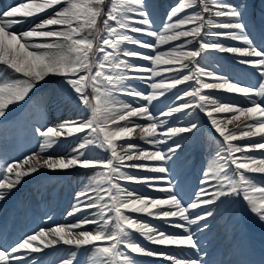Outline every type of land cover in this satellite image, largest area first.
I'll return each instance as SVG.
<instances>
[{
    "label": "snow or ice",
    "instance_id": "6c2138e0",
    "mask_svg": "<svg viewBox=\"0 0 264 264\" xmlns=\"http://www.w3.org/2000/svg\"><path fill=\"white\" fill-rule=\"evenodd\" d=\"M257 13L264 40V0L259 6L256 0H178L159 30L147 0H22L0 12V121L56 79L59 87L42 97L44 104L83 113L34 128L42 141L38 151L0 162V202L42 169L91 173L67 212L81 218L0 243V264H41L33 254L43 257L57 245L75 250L52 264H77L79 250L88 246L91 264H142V257L169 264H264V252L258 261L209 259L199 238L211 231L210 219L241 201L264 225V44L258 47L250 31ZM26 23L32 26L17 30ZM163 46L167 50H159ZM223 53L253 74L252 84L202 65ZM205 90L238 95L246 106ZM202 119L220 147L185 199L179 141L195 136ZM137 132L146 147L133 142ZM68 139L78 141L75 147L55 155Z\"/></svg>",
    "mask_w": 264,
    "mask_h": 264
},
{
    "label": "bare ground",
    "instance_id": "6f19581e",
    "mask_svg": "<svg viewBox=\"0 0 264 264\" xmlns=\"http://www.w3.org/2000/svg\"><path fill=\"white\" fill-rule=\"evenodd\" d=\"M13 1V0H10ZM14 3V2H13ZM17 5L16 3L14 6ZM0 12L7 10L9 6H1ZM50 14L47 13L43 16V18H46V16ZM41 17L37 18L34 23H38ZM32 26L31 23H26L22 26H20L17 30L23 31L27 30L28 27L30 28ZM236 80L243 83V79L236 77ZM249 83V82H248ZM48 94V91L46 90L44 93L36 94L33 99L30 98V100L27 103H22L21 105L13 108L9 113L13 112H20L16 115H14V119H10L8 122L14 121L13 126L14 128H17L20 130V132H29L30 134L35 133L34 128L40 127L41 125L47 126L46 124L48 122L55 123V121H58L60 119H68V118H78L82 117L76 109L68 106V105H62L61 110H57L54 107L47 106L44 104L42 97L46 96ZM240 102V101H239ZM45 110L49 111V113H53L54 118H45ZM4 123H0V129ZM55 125V124H54ZM18 130V131H19ZM7 134V133H5ZM39 140L38 137H34L33 139L26 142V144H22L23 142L19 143V145L16 146H10L5 143L0 144V161L6 158L13 157L16 153V151L21 152V150H28L31 151L35 148L36 142ZM74 140H69L63 147V149L66 151L68 149H72L73 147H68L72 145V142ZM62 149V150H63ZM187 154H190L189 152ZM191 155V154H190ZM196 156H199L198 153L195 154ZM193 159V156L185 157V161L188 162ZM182 165V175L185 182V192L191 193L194 192L198 185L199 180L202 178V172L207 169L208 165H204L203 163H199L198 166L192 165L188 169L187 166L184 165V160ZM201 171V172H200ZM47 171H41L39 174H35L34 177L31 176V178L24 179L22 184L16 188L19 189H25V192H29V188L34 189L35 183L33 182H41L43 180H47L49 183H52L53 178L49 179L48 177H53L51 175H47ZM91 175L90 172H87L83 170V173H80L78 177H76L74 180L66 183L67 189L64 191V194L60 192V185L62 182L54 183L56 184V189L54 191H57L56 193L52 194L51 196L47 197L44 203L42 204V211L43 214L38 215L34 213L33 211L30 212V215L22 216V218L19 217V220L17 221L19 224L16 226L17 228L21 227V235L20 234H14L12 235H4L5 227L1 228L3 238L0 239V243H4L5 245L11 244L18 239L23 238L26 234H30V231L35 230L38 231L41 227L45 229H49L52 226V220L54 219V215H50L49 213L54 210L56 213H60V211H63L61 214L59 221L61 224H72L77 221H74L75 217H68L67 212L72 210V205L76 203V200L74 199L75 194L85 188V186L89 183L88 177ZM61 177V176H60ZM59 177V178H60ZM41 180V181H40ZM46 181V182H47ZM64 184V183H63ZM193 184V185H192ZM195 186V187H194ZM43 187V184H41L38 189H41ZM46 187V185H45ZM159 194V193H158ZM37 195V194H34ZM43 197L45 195L43 194ZM186 198H188L186 196ZM223 211V210H222ZM36 218V219H35ZM51 218V219H50ZM11 215H7V221L5 223V226L10 221ZM43 219H47L43 221ZM149 219V218H146ZM216 219H219L222 222V226L226 228V232L222 234H216V237L212 240H203V237H199L201 240V244L206 246L209 254L212 253V245H215L216 250L218 251V254L216 255V261H219L221 259H233V260H239V259H253L258 261L260 259V256L262 252H264V225L259 223L257 219L251 215L247 208L245 207L244 203L241 201L235 208H229L227 211L223 213V215H217ZM155 223L159 224V220H151ZM221 226V227H222ZM88 230H91V227H88ZM78 231V230H74ZM169 232H180V229L176 228H170L167 229ZM220 235V236H219ZM210 242V243H209ZM144 244L147 247L155 248V245L148 244V242H144ZM56 250L53 251L52 249H46L43 257L44 259H41L42 257L40 254H33L34 259L39 260L41 264H47L48 262H53L57 256L61 257H67L70 253V251L75 250L71 249L70 246H64V245H57L55 246ZM238 250L237 253L235 251ZM243 252V255L241 254ZM92 257V251L91 247L88 246L82 250H79V255L77 259V264H91L90 258ZM210 259V255H209ZM142 264H169V262L159 259L154 260L153 258L145 259V257L141 258ZM47 262V263H46Z\"/></svg>",
    "mask_w": 264,
    "mask_h": 264
},
{
    "label": "rangeland",
    "instance_id": "374dc122",
    "mask_svg": "<svg viewBox=\"0 0 264 264\" xmlns=\"http://www.w3.org/2000/svg\"><path fill=\"white\" fill-rule=\"evenodd\" d=\"M114 2H116V0H114ZM177 2H178V0H147V4L149 5L153 19L155 21L154 30H159V28L162 26V23L164 21V17L166 15L167 11L169 10V8L171 6L175 5ZM256 3H257V6H259V0H256ZM50 14H48V15H50ZM41 19H44L43 16H41ZM28 29H29V27H28ZM250 31L254 37V43L258 47L261 46L262 44H264V40H262L261 36H260L261 35V26H260V22H259V13H257V19L254 22V27ZM142 39L151 40V38H148V37H142ZM230 43H235V46H240V47L244 46L243 44L236 43V42H230ZM167 47L168 46H163L159 50L165 51V50H167ZM135 63H146V62L135 61ZM202 65H210L209 70L220 71L222 74L228 75L229 78L233 79L234 81H236V76H238L239 78L243 79L244 82L242 84H244V85H248V84L253 83V79H254L253 74L250 71H245L242 66L236 64L234 59H233L232 54L223 53V54L214 55V56L210 57L209 59L202 61ZM247 78L250 81H248ZM157 79H159V78H157ZM58 87H59V80L58 79L51 81L48 85H45L44 88H42L38 92H36L31 97V99H33L36 94L44 93L46 90L48 91V93H50L53 88H58ZM180 89H181V91L185 90L184 86H180ZM173 91H175V90H173ZM205 94L212 95L215 98H219L223 102H236V103H239L241 106H246V105H244L241 97L238 95H235V94H225L222 92H216V91H211V90H205ZM119 99L126 100L127 98L126 97H119ZM72 108H74V107H72ZM18 113H20V112L16 111V112L9 114L7 116V118L3 121H0V123H3L4 121H9L10 119L13 120L15 118L14 115H16ZM79 113L81 116H83V113H81V112H79ZM44 115H46L47 117H51V118L53 117V113H49L48 110L47 111L45 110ZM68 119H75V117L68 118ZM63 120H65V119L63 118V119H60L58 121H55V123H53V125L54 124L57 125V124L61 123V121H63ZM138 122H142V121H138ZM6 123H8V122H6ZM234 123H236V122H234ZM4 126L10 127L11 125H4ZM228 127L231 129L234 127V124H229ZM69 140H71V139L61 140L58 147L55 148L54 154L55 155H64L65 153L69 152L71 149H68L66 151L62 150L64 145ZM77 142H78L77 140H74L72 142V145L68 146V147L75 146ZM133 142L140 144L141 147H146V145L139 140V132L134 134ZM179 142L183 144V151L181 153V158L185 161L186 156L187 157H190L191 155L193 156L192 160H190L188 162H186L187 161L186 160L184 162V165L187 166L186 169L191 167L193 164H196V166H197V164H199V163H203L204 165L206 164L209 166L211 161L215 158L216 152L219 150V147H220L218 140H217V134L214 132V130L211 128V126L203 119L201 120V130L195 136L185 135L183 140H180ZM12 144H15V143H12ZM188 152L191 155L187 154ZM197 153L199 156L198 157L194 156ZM253 155L259 156V153H253ZM23 157H24L23 155H15L11 159L2 160V162L3 161H7V162L20 161L23 159ZM41 171H47L48 172L47 175L53 176V177H48V178L49 179L53 178V181H52V183H49L47 180H43V181L40 180L41 182H33L36 185L34 190L37 189L41 184L48 185L49 187L46 188L48 190L54 189V187L56 185L54 183H56V182L58 183V181H59V182H62L60 189L64 192L65 189L67 188L66 183L69 184L68 182L74 180L76 177H78V175L80 173H83V169H73V170L67 171L66 173H58V174H52L51 172H49L46 169H42ZM34 175L35 174H33L32 176L34 177ZM140 175H143V173H140ZM29 178H31V177H28L25 179L28 180ZM126 187H128L130 189H136L139 192L144 193V194H149L152 197H157L159 195L156 192H151L149 189L144 188L142 185L128 184V185H126ZM15 190H17V189H15ZM14 191L12 192V194L14 193ZM40 193H42V189H40L38 191V194H40ZM184 193H185V191L182 192V195ZM11 195L5 201L0 202V221L5 216V213L7 211L8 201L12 197ZM23 197H25V196H23ZM25 199H27V198H25ZM26 201L27 202L25 204H21L22 210L26 209V207L29 206L30 204H33V202L35 203V205L37 204V202H35V200H33V199L32 200L27 199ZM3 207H4V209H2ZM80 218H81V216L77 215V216H75L74 221H78ZM140 218L146 219L147 217L141 216ZM208 222L211 225V231H209L207 233H211V235L208 236L206 239H212L216 236V219L215 220L210 219ZM219 222H217V223H219ZM151 223L157 224L154 221H151ZM56 225H58V224H54V226H56ZM82 230H88V228L82 229ZM10 231H11V227H8L7 233H9ZM15 233H18V232L14 231L13 234H15ZM0 236H1V232H0ZM205 236L206 235L204 234L203 239L205 238ZM133 238L139 240L142 244H144V242H146V240L141 238L139 236V234H136V233L133 234ZM145 259H147V257H145Z\"/></svg>",
    "mask_w": 264,
    "mask_h": 264
}]
</instances>
